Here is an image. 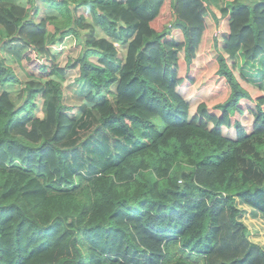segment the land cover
I'll list each match as a JSON object with an SVG mask.
<instances>
[{
	"label": "trees",
	"instance_id": "16d2710c",
	"mask_svg": "<svg viewBox=\"0 0 264 264\" xmlns=\"http://www.w3.org/2000/svg\"><path fill=\"white\" fill-rule=\"evenodd\" d=\"M235 1L0 0V86L48 63L0 94V264H264L237 218L264 220V0ZM77 83L96 119L66 114Z\"/></svg>",
	"mask_w": 264,
	"mask_h": 264
},
{
	"label": "rangeland",
	"instance_id": "374dc122",
	"mask_svg": "<svg viewBox=\"0 0 264 264\" xmlns=\"http://www.w3.org/2000/svg\"><path fill=\"white\" fill-rule=\"evenodd\" d=\"M210 2V7L215 12H217L218 8L225 7L226 5L230 6L236 3L235 0H210ZM38 8V12H41V14L37 13V15L40 16V18L44 17V14H51L48 11L46 4H41L40 6H38ZM76 15H82L84 18L89 20V15L87 14L86 9L83 7L76 10ZM31 16L32 15L30 12L27 20L30 19ZM33 18L35 22H38L40 20V18L36 15L33 16ZM52 33L53 29L49 28V35H52ZM89 34L90 32L88 30H83L80 32V38L83 39L89 36ZM94 36L105 38V34L97 27H95L94 29ZM3 38L4 34L3 31L0 29V41ZM63 41H60L58 44H55L52 48H50L52 54H61L69 45H73L75 43L72 38H68L65 40L63 39ZM111 41H113V44L117 50V57H119V55H122L125 51V44H122L117 40ZM34 55L35 54H33L32 52H27L26 57H24L21 61H15L14 59L7 60V64L15 68L16 74L20 82L7 83L6 86H0V94L3 91H6L9 94L11 100L14 101L17 106L21 105L24 101V97L22 96V88L24 87L25 81H28L31 78L33 80H38L41 82L48 80L47 74H42L39 68V65H45L48 63H44L43 59H39L38 56ZM90 60L93 62L96 61L94 57H91ZM263 69L264 61L261 62L260 66V70L262 71ZM85 86L86 85L84 83H77L70 87L62 88L61 101L64 104L65 111L68 116L78 118V120H85L92 114L93 118L96 119L98 117L97 113L90 108L91 104L85 98L88 93V90ZM113 90L114 87L111 88V91ZM47 100L48 98L41 96V94L36 95L32 99L31 103L29 104V107L33 106L34 104L35 107L32 110L34 117H41L43 115V109L46 105ZM109 100L114 101V98L109 97ZM26 114L27 113L25 111L22 113V115ZM79 132L80 128H78L77 133ZM237 205L242 211L237 218L239 221L243 222L247 226L249 240H252V242L258 244L264 250L263 218L256 211L249 208L247 205L242 204L240 201H237Z\"/></svg>",
	"mask_w": 264,
	"mask_h": 264
},
{
	"label": "crops",
	"instance_id": "0c3cea01",
	"mask_svg": "<svg viewBox=\"0 0 264 264\" xmlns=\"http://www.w3.org/2000/svg\"><path fill=\"white\" fill-rule=\"evenodd\" d=\"M252 241V240H251ZM254 241V240H253Z\"/></svg>",
	"mask_w": 264,
	"mask_h": 264
}]
</instances>
